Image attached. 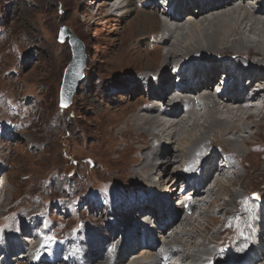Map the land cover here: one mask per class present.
<instances>
[{
  "label": "rangeland",
  "instance_id": "rangeland-1",
  "mask_svg": "<svg viewBox=\"0 0 264 264\" xmlns=\"http://www.w3.org/2000/svg\"><path fill=\"white\" fill-rule=\"evenodd\" d=\"M93 1L89 4L88 0H0V240L4 236L12 239L14 229L18 226L28 227L35 220L39 222L38 228H28L21 235L35 237L36 246L43 244L40 251L45 250L47 255L50 247L57 244L80 253L85 245L92 243V237L88 235L90 231L94 233L98 230L100 234L109 235L107 246L113 252L124 250L125 241L131 242L124 250V260L135 261L143 258L149 250L147 246L143 248L144 241L153 239L155 243L151 251H163L161 244L164 238L160 241L158 231L151 228L155 224L153 216L158 218L159 212H153L148 204L151 205L150 198L154 195H168L170 192L162 191L169 182L168 174H164L166 177H163L161 187L153 191L145 184V179L143 181L145 172H136L149 143L153 149L157 147L155 140L147 144V136L158 129L150 131L132 126V119L137 115L135 110L145 101L136 96L138 92H133V89L138 76L160 71L165 64V52L182 48L183 44L172 46L180 36L176 35V38L171 35L169 41L167 34L163 35V30L158 27L162 21H159V25L147 23L148 26L146 22L139 21V8L134 7L129 14L124 7L108 15L101 9L103 0ZM147 3L146 0H137L136 6L144 7ZM122 4L126 5V0ZM183 24L187 25L185 21ZM61 26L70 29L82 43L85 54L83 78L67 107L60 106V87L72 54L67 39L58 42ZM149 30L146 34L137 35ZM138 39L141 40L136 44ZM221 52L215 53L220 55L218 58L233 51L222 48ZM151 53L154 54L152 57H138ZM202 57V60H198L201 57L180 59L181 62L178 56L171 58L167 71L171 66L186 68L190 62L202 66L207 62L205 55ZM172 72H169L171 83L175 84L177 80ZM241 85L248 87L247 83ZM221 111L223 108L219 109ZM260 123L256 134L255 129L250 130L251 140L240 151L242 160L234 157V167L240 169L238 173H243L242 176L229 179L220 175L219 180H226L229 186L228 190L219 192L220 197L216 182H210L207 178L203 186L213 187L214 195L193 198L199 203L201 198L206 200L193 214L192 221L196 223L187 227L190 232L188 237L195 244L206 236L203 243L214 254L211 260L200 262L201 249L193 248L189 239H183L186 249L183 245L182 251L187 254L191 248L195 250L191 260L198 261L197 264H233L238 254L246 252L247 246L237 251L236 244L231 245L230 224L235 223L233 217L236 208L247 210L245 199H250V194L258 193L261 199L264 198V119ZM213 143L219 144L218 141ZM210 145L205 143L206 147ZM228 148L223 146L226 152L230 150ZM146 155L151 157L152 153ZM168 160L174 159L171 157ZM185 161L186 157L180 168L189 173L183 169ZM161 165L163 169L166 168L165 161ZM218 167H221L220 163ZM178 168L179 165L173 163L168 165L166 172ZM180 172L169 174L176 178ZM157 173L152 172L150 180L155 182ZM1 179L4 180L2 189ZM230 190L233 192L230 198L241 194L240 197L233 206L220 209V205H227L223 203ZM172 200V204L177 201ZM145 211L150 217L143 216ZM198 215L201 219H198ZM180 217L175 220V226L181 224L178 222ZM239 217L244 215L239 214ZM124 218L127 223L122 224ZM133 222L137 226L139 223L142 225L136 227L139 232L137 238L130 240L127 235ZM109 227L118 232L109 234ZM193 227L196 229L193 230ZM145 231L150 232L152 238ZM93 238L97 239L95 235ZM206 238H211V241H206ZM263 238L260 240L263 241ZM16 240L20 241V236ZM21 248L19 254H28L32 246ZM229 248L234 252H229ZM253 250L260 255V250ZM2 254L0 250L1 259ZM131 254L136 257L133 258ZM12 256L9 257L11 264H22L17 260L18 255ZM209 256L210 253L205 259ZM179 258L176 256L166 264H179ZM54 260L50 264H60ZM67 264L81 263L68 261Z\"/></svg>",
  "mask_w": 264,
  "mask_h": 264
},
{
  "label": "bare ground",
  "instance_id": "bare-ground-1",
  "mask_svg": "<svg viewBox=\"0 0 264 264\" xmlns=\"http://www.w3.org/2000/svg\"><path fill=\"white\" fill-rule=\"evenodd\" d=\"M123 1L103 0L100 6L108 15L115 14V11L122 10L124 7L127 8L125 12L129 14L131 10H134V7L135 9L139 8L141 9L137 10L139 21L146 22L145 25L147 26V23L159 25V21H162L161 26L158 27L163 30V35L167 34L169 41L171 35H175L174 37L176 35L180 36L179 38L176 37V42L173 41L172 46L177 47L176 45L183 44L182 48L179 47V49L175 48L172 51L165 52V55H163L165 56V64L161 66L160 71L152 73V75L150 72H145L138 76L140 80L137 79L136 89H133L135 90L133 92H138L136 96L145 101L135 110L137 115L132 119V126L138 129H150V131L156 128L159 130L149 132L147 144L155 140L157 147L153 149L149 143V146L144 150L145 155L142 157L140 166L137 169L135 168L136 172H145L143 181L145 179V184L152 187L153 191L161 187L163 177H166L164 174H168L167 179H169V182L164 187L167 189L163 188L164 191H172L173 195L178 196L175 200L185 199L181 207L178 208L175 205L178 204L177 202L171 203L174 202L171 193L166 196L156 194L153 197H156L155 199L150 198L152 199V206L148 205L153 212H159L158 218L153 216L156 219V225H151V228L158 231L160 241L164 238L161 244L163 253L151 251V249H154L152 245L155 242L150 239L146 240L147 242H142L143 248L147 246L150 250L145 252L143 258L139 257L135 261H126L124 260L126 254L124 250L131 245V242L126 243L125 241L124 250L119 249L113 252V249L107 246L109 235L107 233V235L100 234L98 230L97 233H93L91 230L88 235L92 237V243L85 245L80 253L75 249H69L65 245L57 244L50 247V253L47 255L45 250L44 252L40 251L43 244L36 246L35 237L21 235L27 232L28 228H38L39 222L33 220L28 227L18 226L14 230L11 229L13 230L12 239L9 240V237L4 236L0 240L2 247L0 250L3 252V259L0 258V264H11L9 259L11 255H13L12 257L18 255L19 259L17 260H20L19 262H22V264H50L52 259L60 264H67L68 261H77L81 264L83 262V264H158L161 261L162 264H166L175 259L176 256L180 257L179 264H197L198 261L191 260L195 250L191 248L187 254L182 251L183 245L186 249L182 240L189 239L190 242L192 240L189 238L190 236L188 237L190 232L187 227L196 223L192 221L194 220L193 214L197 212L201 202L206 200L201 198L199 203L197 200H193L194 196L214 195L215 189L213 187H205V189L203 186L207 178L210 179V182H216L215 185L219 187L217 191L219 194V192L222 193L221 190H228L229 187L226 180H219L220 175L222 178L239 179L243 174L238 173L239 168L235 169L234 157L242 160L243 156H241L240 151L244 150L247 146L246 143L251 140L250 130L255 129L254 133L256 134V130L261 126L260 122L264 119V85L258 86L259 83H262L261 81H264V0H146L148 3L144 7L136 6L137 0H126V5L122 4ZM88 2L92 4L94 1L88 0ZM192 7L196 9L192 10ZM184 21L187 24L186 26L183 24ZM148 32L150 30L140 32L137 35L140 36ZM230 37H232L231 40ZM140 40H135V43L137 44ZM166 40L165 38V42ZM182 40L184 41L182 42ZM222 48L232 49L233 52L230 55H223L222 58H218L220 55L215 53H222ZM210 50L213 51L210 52ZM135 54L137 55V53ZM153 55V53L140 54L138 57H152ZM203 55H205L204 59L207 62L202 66L190 62L186 68L184 66H171L167 71L171 58L178 56L179 60L189 58L192 60L201 57L198 60H202ZM173 70L177 72L176 75H181L183 78L178 90H174V84L171 83L170 73ZM220 75H228V79H232L230 81L223 80ZM157 76L161 78L156 79ZM249 78L251 81L248 88L243 85L240 86L241 83L248 82ZM213 81L217 82V91H213L214 88H211ZM247 89L251 92H247ZM221 108H223V111L219 112ZM240 132L244 134H239ZM229 134L233 137H224V135ZM217 141L219 146L213 145V142ZM206 142L211 144L210 147L205 146ZM222 145L228 146L230 152H226ZM219 149L220 151H218ZM148 152L150 155L152 153L151 157L146 155ZM171 157L174 159L173 161L168 160ZM184 157L187 161L183 163V169L189 173H185L180 168ZM159 159L166 162V168L163 169L162 161ZM173 163H177L179 168L167 173L168 165ZM218 163L221 167H218ZM178 170H181L180 175L172 178L171 176ZM156 171L158 177L154 182L150 180V175ZM169 172H173V174L170 175ZM213 175L216 176L213 178ZM1 180L2 189L4 180ZM175 181H178V183ZM180 182L185 183L189 188L183 190L181 194L176 189ZM226 194L228 197H226L227 200L223 204L227 203V205H220V209L226 210V208L233 206L241 195L233 199L230 198L233 194L231 190ZM252 194H250V199H245L247 210L242 211L236 208L233 217L235 223L230 224L232 231L231 245L235 243L238 248L237 251H241L247 246L246 252L238 254L233 264H258L259 262V264H264V228L258 227L260 231L257 233L255 227L257 223L262 224L264 227V198L261 199L258 193L252 197ZM220 196L222 195L219 194L218 197ZM171 205L174 206L171 207ZM216 211L219 210L216 209ZM145 212L143 216L150 217V214L147 211ZM239 214L244 215V217H239ZM179 216L181 217L178 222L181 224L175 226V220ZM199 216L198 219H201ZM32 217L35 218V216ZM227 219L229 220V215ZM125 220L126 218L122 220V224L127 223ZM224 222L226 223V221ZM135 223L133 222L131 232L128 235L126 234L127 239L137 238V233H139L137 228H140L142 224L139 223L137 226ZM108 229L109 234L118 232L110 227ZM140 230L142 231V229ZM169 231L171 232L168 233ZM144 233L150 238L153 236L148 231ZM35 234L33 236H36ZM94 235L97 237L95 240ZM19 236L21 240L17 241L16 239ZM194 236L196 235L194 234ZM205 237L202 236L201 239L203 240L198 243H189L193 248L198 247V250L201 249L200 251L203 252L204 255H199L200 262L211 260L214 256L208 245L203 243ZM261 238H263V241L260 240ZM156 239V242L159 243V239L157 237ZM210 239L208 238L206 241H211ZM94 242L95 245H93ZM22 246L25 248L32 246V248L29 249L28 254L20 253V255L19 252ZM250 249L260 250V255L259 252L256 254L249 252ZM228 251L234 252L232 248H229ZM174 253L175 255L171 256ZM209 253V258L205 259ZM131 255H133V258L136 257L134 254ZM241 256L243 257L240 258Z\"/></svg>",
  "mask_w": 264,
  "mask_h": 264
},
{
  "label": "water",
  "instance_id": "water-1",
  "mask_svg": "<svg viewBox=\"0 0 264 264\" xmlns=\"http://www.w3.org/2000/svg\"><path fill=\"white\" fill-rule=\"evenodd\" d=\"M68 38L72 59L66 67L60 87V106L67 107L71 103L75 88L80 84L85 65V54L82 43L74 36L70 29L61 26L58 33V42L62 43Z\"/></svg>",
  "mask_w": 264,
  "mask_h": 264
},
{
  "label": "snow or ice",
  "instance_id": "snow-or-ice-1",
  "mask_svg": "<svg viewBox=\"0 0 264 264\" xmlns=\"http://www.w3.org/2000/svg\"><path fill=\"white\" fill-rule=\"evenodd\" d=\"M63 106H66V105H64V104H63V101H62V107H63Z\"/></svg>",
  "mask_w": 264,
  "mask_h": 264
}]
</instances>
